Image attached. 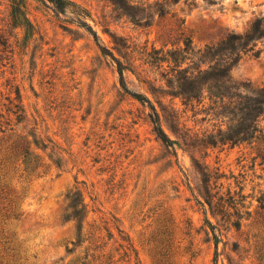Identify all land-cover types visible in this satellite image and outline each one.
Returning <instances> with one entry per match:
<instances>
[{
    "label": "rangeland",
    "instance_id": "obj_1",
    "mask_svg": "<svg viewBox=\"0 0 264 264\" xmlns=\"http://www.w3.org/2000/svg\"><path fill=\"white\" fill-rule=\"evenodd\" d=\"M12 1L0 0V208L19 218L0 217V264H264V161L213 146L229 120L185 110L172 72V56L197 68L199 52L248 34L264 0H19L17 19ZM260 36L232 43L262 53H241L230 94L264 90ZM21 143L25 163L5 162ZM207 192L233 216L216 217Z\"/></svg>",
    "mask_w": 264,
    "mask_h": 264
},
{
    "label": "trees",
    "instance_id": "obj_2",
    "mask_svg": "<svg viewBox=\"0 0 264 264\" xmlns=\"http://www.w3.org/2000/svg\"><path fill=\"white\" fill-rule=\"evenodd\" d=\"M49 1L54 3L59 10L64 11L67 8L64 0ZM18 15H22V5L19 0H13L12 16L14 19H17ZM251 34H254V36L260 34V38L264 37V17L259 19L252 26L248 31V34L233 37L232 39H226L219 47L208 48L204 53L199 52L198 54L206 60V62H203L200 67L193 68L189 66L184 68V62L178 63V58L172 56V62L176 64L175 68L172 69V72H177L175 80L177 83L178 94L176 97L181 98L182 106L185 107V110H188V108L194 110L196 107L203 104L204 107L206 105L208 106V109H205L206 111L209 110V112H214V116L224 117L229 120L226 129H220L219 135L217 136L219 141L212 143L213 146H217L218 143L222 145L230 144L233 146L248 144L257 150L259 154L258 157H261L264 161V146H262L264 144V90L251 95L230 94L228 92V90H230L228 89L230 87L228 86V83L230 84V72L232 67L239 62L241 53L246 54L248 52H253V56L256 58L262 53V51L256 52L255 46L249 48L248 43L240 44L239 52H237V48H234V46L232 47V43H241L245 38H250ZM0 44L4 45L1 42ZM225 46L231 47L232 49V52H228V56L223 54L224 51H228L224 48ZM224 56L225 58L223 59L222 57ZM217 57H219V59H217ZM165 60H167V58ZM118 71L121 75V80L124 82L125 69L120 63H118ZM214 82L222 83V85H214ZM123 88L126 89V86H123ZM198 88L201 89L199 92L200 94H198ZM135 97H138L140 102H148L140 98V96L135 95ZM151 119L158 138L164 143V145L172 148L175 144L163 130L160 124V118L156 111H154ZM29 153V147L25 144L21 143L13 145L9 149L5 162L15 165V163L21 158H24L25 163ZM0 191L1 195L5 193V189L3 188H0ZM214 198V196H209V192H207V200H205V203L211 208L212 213L216 215V217H232L233 215L227 213L228 210H226L222 198L219 199V202H214ZM1 199L5 198L3 197ZM13 204L11 202L7 207L0 208V217L3 218V220L19 218V215L15 213L14 208H10ZM259 204L260 208L264 209V197L260 198ZM231 207L235 209L236 203H233V206ZM238 212L239 211L236 210V213L234 214L236 220L233 223V226L236 228L240 227L241 224ZM228 221H230V219ZM214 235L215 239H217L218 237L216 234Z\"/></svg>",
    "mask_w": 264,
    "mask_h": 264
}]
</instances>
